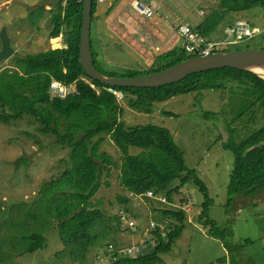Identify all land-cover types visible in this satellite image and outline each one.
Here are the masks:
<instances>
[{
    "label": "trees",
    "instance_id": "trees-1",
    "mask_svg": "<svg viewBox=\"0 0 264 264\" xmlns=\"http://www.w3.org/2000/svg\"><path fill=\"white\" fill-rule=\"evenodd\" d=\"M54 5L49 11V37H60L62 48L28 55L17 60L14 66L0 69V123L11 125L25 117L32 118L40 134L55 137L56 145L68 151V162L62 173L41 186L36 200L16 203L8 213L0 206V246L8 252V257L0 255V264H10L11 252L26 255L44 250L47 233L53 229L58 232L64 249L77 255L81 264H88V255L103 242L102 239L110 237L112 240L108 244L120 246L117 236L119 230H124L119 212H128L131 198L152 192L155 196L166 194L168 201H172L188 185L204 198L198 220L210 227V236L225 242V231L217 228L209 217L214 203L208 189L196 172L188 168L185 154L176 145L171 132L151 124L125 126L122 103L134 111L150 114L155 103L200 90L225 91L229 90L228 84L237 85L239 91L231 87L239 95L232 122L246 115L254 124L261 118L263 123L238 143L233 141L235 129L230 130L229 126L231 137L223 148L234 155L229 184L232 204L234 197L253 199L264 192V81L248 71L223 68L193 74L161 88L106 86L86 76L79 61L83 0H57ZM255 7L264 8V0H217V6L192 24V29L212 41L219 27L224 28L237 20L229 18L232 14ZM99 8L98 0H94L92 24L96 20L104 21V17L115 11V5L103 14L98 12ZM44 10L40 7L38 12L30 13V22L37 29H40ZM259 39L263 41L264 34ZM91 49L95 66L101 73L121 78L157 73L192 57L183 47H176L158 56L151 68L128 69L122 74L100 68V54L94 50L92 34ZM258 50L264 51V48ZM53 79L66 85L74 84L79 95L57 99L50 92ZM85 81L95 84L98 90ZM109 88L123 93L121 102L108 91ZM205 115L215 114L206 112ZM107 136L118 152L117 161L102 151ZM131 149L138 153L130 155ZM114 172H118L117 180L124 195L116 197L121 208L107 213L93 201L103 186L111 188ZM180 204L186 206L189 202L181 200ZM161 214L163 218L169 217L171 223L168 230L158 228L151 232L154 245L147 244L140 256L122 257L112 264L162 262L160 255L170 252L187 228L188 213L183 208H170L162 210Z\"/></svg>",
    "mask_w": 264,
    "mask_h": 264
},
{
    "label": "rangeland",
    "instance_id": "rangeland-1",
    "mask_svg": "<svg viewBox=\"0 0 264 264\" xmlns=\"http://www.w3.org/2000/svg\"><path fill=\"white\" fill-rule=\"evenodd\" d=\"M56 1L0 0V32L2 28L6 29L14 50L12 58L1 63L0 69L14 66L17 60L28 55L62 48L60 37H49L51 31L49 11L55 6ZM155 1H164L168 9L188 22L199 20L191 0ZM216 6L217 3L214 7ZM40 7L45 9L44 18L39 21L40 29H37L30 22V13ZM109 8V2L101 4L98 12L103 14ZM119 10L115 8V12ZM112 14L104 17L102 22L96 20L91 28L94 50L100 54L98 60L100 68L106 72L122 74L128 69L151 68L155 59L160 56L150 50V42H153L151 33H157L153 26L143 23L144 29L130 20L129 24L133 25L129 26L116 16L119 25L126 31L122 33V36L124 35L122 37L108 29ZM174 18L172 14L168 15L169 22L172 23ZM229 18L245 19L264 30L262 7L235 13ZM150 21L166 34L171 32L164 18L154 16ZM134 26L136 31L132 28ZM114 28L117 30L118 26ZM224 38L223 28L219 27L213 35V40L221 42ZM184 42L180 41L178 47L183 46ZM261 48H264V42L254 38L220 48L219 52ZM1 50L0 41V52ZM236 86L228 84L229 90L225 91L200 90L176 96L166 102L155 103L150 114L134 111L122 103V121L125 126L151 124L164 127L171 132L176 145L185 154L188 168L196 172L208 189L209 197L214 203L210 208L209 217L215 221L217 228L225 231V242L210 236L208 232L210 227H206L198 220L204 198L198 190L188 185L168 203L159 200L166 197V194L157 195L154 199L144 196L131 198L132 204H129L126 213L134 221L137 231L119 230L117 237L121 247L142 244L144 235H152V222L160 228L163 222L162 210L184 207L191 210L187 211V228L176 240L172 250L160 255L162 262L158 264H264V192L253 199L234 197L233 203L229 202L232 198L229 195V184L234 155L223 148V144L231 137L229 126L230 130L235 129L233 141L238 143L263 123L261 118L254 124L246 115L241 120L232 122L235 117L233 112L237 107L236 98L239 95L238 92L235 94L231 87L239 91ZM206 112L215 115L207 117ZM258 116L261 114L258 113ZM38 129V125L30 117L11 125L0 123V201H4L0 206H3L6 213L12 211L10 208L16 203L36 200L41 186L62 173L68 162V151L56 145L55 137L42 135ZM102 151L116 161L119 159L118 152L108 136ZM137 153L136 149L130 150V155ZM20 160L23 161L21 166H18ZM117 176L118 172H114L110 180L111 188L103 186L93 201L94 205L107 213H115L118 207L121 208L116 197L124 193ZM181 200L189 202V205H181ZM46 240L47 247L42 251L26 255L9 253L10 264H81L77 255L64 249L55 229L47 233ZM111 240L110 237L102 239L103 242L91 250L88 264H96L95 251L102 249L104 244ZM0 255L8 257L7 249L0 246Z\"/></svg>",
    "mask_w": 264,
    "mask_h": 264
},
{
    "label": "built area",
    "instance_id": "built-area-1",
    "mask_svg": "<svg viewBox=\"0 0 264 264\" xmlns=\"http://www.w3.org/2000/svg\"><path fill=\"white\" fill-rule=\"evenodd\" d=\"M108 1L109 0H98V3L104 4ZM191 1L194 5L193 10L198 14L199 20L204 17L208 13L209 9L213 8L217 3V0ZM169 14H172L175 17L172 23L168 21ZM154 16H160L164 18L165 22L170 26L171 32L166 34L165 32L161 31L156 24H152L150 20ZM119 17L129 26L133 25L129 24V20L132 23L134 22L136 26H142L144 29L145 27L143 26V23H148L150 26H153L157 33H151V39L153 42H150V50L155 51L158 55H162L173 50L176 47L178 41L183 39L185 41L183 48L189 56H211L219 53L220 48L232 46L235 45V43L253 40L254 38H260L261 35L264 34V30L259 26L253 25L249 21L239 18L232 24L225 26L223 29V33L225 35L224 40L221 42L208 41L206 38L193 31L192 24L188 22L187 19L176 16L170 9H168L164 1L161 2L151 0L145 2L143 0H131L129 4L124 6ZM199 20H197V22ZM141 21L143 22L141 23ZM111 26L114 28L117 26V23L113 22ZM132 28L135 29V26ZM136 30L137 29H135V31ZM262 42H264V40ZM85 82L89 83L92 89L98 90L95 84H92L90 81ZM108 91L115 95L118 102L122 101L124 95L121 91H118L114 88H109ZM50 92L54 97L60 100L66 99L70 96L79 95V91L76 89L74 84L66 85L55 79H53L50 83ZM144 197L150 199L156 198L152 192H148L144 195ZM159 200L162 203L169 202L166 197L159 198ZM180 208H183L186 211H191L190 208H188V210L184 207ZM119 218L121 228L124 230V232L137 231L135 229L134 221L126 212L120 211ZM170 223L171 219L169 217H164L160 230H168ZM157 229L156 223L152 222L151 232ZM142 241V244H131L125 247L117 246L113 243L107 244L95 253V262L96 264H112L117 262L122 257L132 258L140 256L143 253V250L146 249L147 244L154 245V238L152 235H144L142 237Z\"/></svg>",
    "mask_w": 264,
    "mask_h": 264
},
{
    "label": "water",
    "instance_id": "water-1",
    "mask_svg": "<svg viewBox=\"0 0 264 264\" xmlns=\"http://www.w3.org/2000/svg\"><path fill=\"white\" fill-rule=\"evenodd\" d=\"M94 0H83L82 23L80 30L79 61L90 79L109 87L121 88H161L179 83L190 75L223 68L248 71L264 81V51L249 49L236 52H219L211 56L191 57L188 60L166 68L160 72L133 78L111 77L101 73L95 66L91 49L92 11ZM2 50L0 64L11 59L14 50L11 47L6 29L0 32ZM4 201H0L3 205Z\"/></svg>",
    "mask_w": 264,
    "mask_h": 264
},
{
    "label": "crops",
    "instance_id": "crops-1",
    "mask_svg": "<svg viewBox=\"0 0 264 264\" xmlns=\"http://www.w3.org/2000/svg\"><path fill=\"white\" fill-rule=\"evenodd\" d=\"M109 2V7H112L113 5H115V8H118V9H120L119 10V12H113V14H112V17H111V19H110V21L108 22V29L113 33V34H117V35H120V36H122V33L124 32V33H126V31L125 30H123V28L121 27V25H119V22L116 20V16H119L120 14H121V11L123 10V8H124V6H126L127 4H129L130 2H131V0H109L108 1ZM107 2V3H108ZM105 4V3H104ZM101 5V4H100ZM200 21V20H199ZM198 21V22H199ZM113 22H116L117 23V26H118V28H117V30L115 29V28H113L111 25H112V23ZM191 24H195V23H197V21H191L190 22ZM224 29V28H223ZM161 30V29H160ZM162 31V30H161ZM124 36V35H123ZM180 41H183V39H181ZM180 41H178V43L180 42ZM212 41H216V40H213L212 39ZM178 43H177V45H176V47H178ZM104 47V43H103V45H102V48ZM175 47V48H176ZM181 47H183V46H181ZM130 204H132V202H131V200H130Z\"/></svg>",
    "mask_w": 264,
    "mask_h": 264
},
{
    "label": "bare ground",
    "instance_id": "bare-ground-1",
    "mask_svg": "<svg viewBox=\"0 0 264 264\" xmlns=\"http://www.w3.org/2000/svg\"><path fill=\"white\" fill-rule=\"evenodd\" d=\"M56 42H58V41H56Z\"/></svg>",
    "mask_w": 264,
    "mask_h": 264
}]
</instances>
